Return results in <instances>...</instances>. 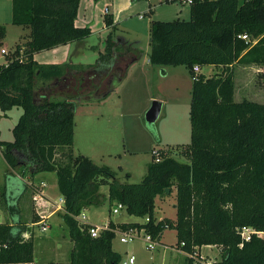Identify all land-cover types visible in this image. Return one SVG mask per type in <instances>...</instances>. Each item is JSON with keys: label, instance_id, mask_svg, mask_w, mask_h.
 Returning a JSON list of instances; mask_svg holds the SVG:
<instances>
[{"label": "trees", "instance_id": "trees-1", "mask_svg": "<svg viewBox=\"0 0 264 264\" xmlns=\"http://www.w3.org/2000/svg\"><path fill=\"white\" fill-rule=\"evenodd\" d=\"M78 4L11 0V21L28 26L29 33L0 63V108L21 107L14 138L1 142L8 168L0 184V208L9 215L0 222V262L37 264L31 235H21L28 222L19 200L27 188H36L24 178L45 170L56 173L61 216L73 241L67 261L49 264H120L121 254L112 247L115 230L142 227L157 239L164 228L174 227L176 245L187 253L202 245L221 246V258L211 264H264V235L252 233L242 240L239 232L243 225L264 230V102L235 100L233 68L235 62L264 65V0H192L188 19L151 20L148 61L183 64L192 76L190 142L187 161L156 149L160 160L153 153L137 182L119 179L113 168L74 154L71 147L74 98L108 95L112 77L123 78L138 57V51L116 35L111 16L105 15L108 31L94 62L41 63L34 58L36 51L91 33L89 26L75 24ZM4 33L0 23V45ZM195 64L221 69L206 75L195 72ZM101 184L108 185L109 210L121 202L128 213L148 220L109 219L107 228L91 235L92 223L76 216L104 202ZM173 187L175 218L156 219L155 197L171 193ZM38 218L32 216V221ZM186 258L188 264H202Z\"/></svg>", "mask_w": 264, "mask_h": 264}, {"label": "rangeland", "instance_id": "rangeland-1", "mask_svg": "<svg viewBox=\"0 0 264 264\" xmlns=\"http://www.w3.org/2000/svg\"><path fill=\"white\" fill-rule=\"evenodd\" d=\"M86 2L87 4H83V12L88 18L90 14H94L95 10L97 19L91 24L94 31L81 39H84L82 48L75 45L72 59L91 63L97 59L99 51L104 48V38L108 30L106 27H99L102 22L104 23L105 17H102L101 9L106 0H99L98 3L97 0ZM8 3V0H0V23L5 29L0 48L5 47L9 53L13 51L17 43L25 42L28 38L29 27L11 21ZM121 5L123 13L120 16L118 11L116 18H112L111 13L109 15L113 23L117 24L116 35L123 43L131 44L138 51V57L128 65L123 78L117 74L112 77L111 90L108 95L95 98L93 93H89V99L83 96L74 98L76 107L74 139L71 147L74 154L82 153L98 164L110 166L116 171L119 179L137 182L143 178L148 162L154 159L153 149L164 150L181 161L188 160L185 150L190 142L189 104L192 76L183 64H151L147 57L150 48L149 25L151 20L188 19L190 12L189 4L180 0H121ZM143 5L147 11L140 8ZM133 8L136 9L130 10ZM139 14L143 16L139 17ZM119 17L126 18L118 20ZM3 62H6V54L0 51V63ZM216 69L220 71L221 68L214 70ZM210 71L208 64L202 66L201 72L204 74L207 75ZM254 81L255 92L258 91L254 93L255 96L251 94L252 96L249 97L252 100L264 102V90H259L264 89V74H258ZM254 85L251 84L252 89ZM152 100H159L161 108L155 121L149 123L145 120L144 114ZM20 113L21 107L19 106H12L5 111L0 108V184L3 183L4 173L8 168L2 155L4 147L1 142L14 138L12 128ZM42 174H44L42 177L45 181L46 192L55 200L58 199L56 174ZM107 186L103 184L102 189L107 191ZM29 194H31L30 190L26 193V198H23L22 217L24 219L30 216L33 202ZM174 202V187L171 193L155 197V213L158 219L175 218ZM43 203L39 201V204L36 202L34 205L40 209L39 206H43ZM98 205L99 207L92 208L90 213L93 219L101 224L107 215V208L106 205ZM49 207L51 208L50 205ZM111 214L117 221H146L145 216L130 214L125 207ZM8 215L7 210L0 208L2 220L7 219ZM34 227L38 232L40 231L39 225ZM139 234L131 241L122 242L119 239V231L115 232L112 247L121 254V259L128 254H134V264H188L186 257L189 254L176 245L174 227L164 228L154 248L146 247L145 228H140ZM207 245L196 249L198 252L195 256L196 261L203 260L206 264L208 260L221 258V246ZM201 254L203 256H200Z\"/></svg>", "mask_w": 264, "mask_h": 264}, {"label": "crops", "instance_id": "crops-1", "mask_svg": "<svg viewBox=\"0 0 264 264\" xmlns=\"http://www.w3.org/2000/svg\"><path fill=\"white\" fill-rule=\"evenodd\" d=\"M86 1L79 0L77 14H76L74 21L76 25L89 26L91 29V33H92L94 31V28L91 27V24L92 22H96L97 17H96V12L94 10V14H90L87 18L86 14L83 12V9H84L83 4H87ZM98 1L99 0H97V3ZM8 2L10 6V16H11V0H8ZM117 6H118V9H117ZM105 7L108 8L107 12H105ZM140 8L145 9L146 7H144L143 5V6H140ZM135 9L136 8H133L130 10H135ZM117 11H118L119 16L123 13V7L121 5V0H106V3L103 4V7L101 9V15L102 17L103 16L105 17V15L111 13V15L113 16L112 18H116ZM144 11H147V9H145ZM139 17H142V16H139ZM123 18H126V17H119L118 20H121ZM105 27L108 30V27L104 19V23L102 22V25H100L99 28H105ZM83 41L84 39L83 40L81 39L73 40L67 43L58 44L51 48L36 51L34 53V58L36 61L41 62V63H62V62L83 63L81 61H77V60L75 61L72 59L75 45H77L78 47L81 46L82 48ZM78 47L75 49L76 52H77ZM202 66L203 65L200 66V69H199L200 72H201ZM208 66L211 69L210 73L218 72L217 69L216 70L214 69L220 67V66H214L213 64H208ZM233 68H234V98L235 100H241L243 98L250 99L249 96H252L251 94L257 93L258 91L256 90L255 92V85H254L255 81L254 80L258 74H264V65L254 64V63L246 64V63L235 62L233 64ZM238 78H239V81L237 82ZM251 84L254 85L252 86L253 89L251 88ZM259 90H264V89H259ZM259 102H263V101H259ZM42 173H52L53 175L55 171L41 170V171L34 173L32 176H28L24 178L29 183L35 185L36 188H35V191H33L32 189L30 190V188H27L23 196L20 198L19 203H20V208H21V215L23 216V206H22V203L24 201L23 198L24 199L26 198L27 196L26 193L30 190L31 194L29 195L31 196V199L33 201L31 204V208H30V216L27 219H24L23 217L22 218L26 222H28V226L25 230H30V235L34 242L33 261L37 264H43L45 262L49 264V262H52V261L65 262L69 259L70 249L72 247L73 241L70 239V237L67 234L68 229L61 216V212L63 211L62 200H61L62 195L59 192V197L58 199L55 200V198L51 197L46 192L44 188L45 181L42 177L44 174ZM102 188H103V184L100 185V191L105 195V200L100 205L101 206L106 205L107 215L104 217V221H102L101 224H106L109 219H111L114 222H122V220L120 221L114 220L113 217L111 216L112 215L111 209L109 210L108 208V200H107L108 186L106 188L107 191L103 190ZM34 196H36V200H34L33 198ZM39 201L44 202L43 206L41 205L42 207L39 206L41 210L38 209L36 205H34V203L36 204V202L39 204ZM49 205L51 206V208L49 207ZM97 207H99V205L97 206L90 205L87 208H84L85 210L83 213L85 215L86 222L92 223V224H98L97 221L93 219V216L90 213V210L92 208H97ZM32 216H37L39 218L37 221H32ZM154 216L156 217V219H158L155 211H154ZM2 221L4 220H2V218L0 217V222ZM43 223L46 225V228L44 229L41 228V225ZM33 225L34 226L39 225L40 231L38 232L37 229H35ZM204 246H208V245H202L201 247H197V249L198 248L201 249Z\"/></svg>", "mask_w": 264, "mask_h": 264}, {"label": "built area", "instance_id": "built-area-1", "mask_svg": "<svg viewBox=\"0 0 264 264\" xmlns=\"http://www.w3.org/2000/svg\"><path fill=\"white\" fill-rule=\"evenodd\" d=\"M166 1H168V0H166ZM180 1L186 2V3H188V4H190V3L192 2V0H180ZM107 11H108V8L105 7V12H107ZM139 16H143V15L140 14ZM240 36H241L242 38H244V39H249V35H247L246 33H242V34H240ZM255 41H256V38H254V39L252 40V42H255ZM0 51H1L2 53H7V52H8L7 49H6L5 47H1V48H0ZM193 69H194L195 72H198L199 69H200V66H199L198 64H195V65L193 66ZM152 151H153V153L155 154V160H157V161L160 160V156H159L158 152L156 151V149H153ZM33 198L36 200V196H34ZM61 200H62V203H63V199H61ZM124 207H125V205H124L123 203H121V202H116V203H114V205L112 206V208H111V212H118L120 208H124ZM76 218H77L79 221H81V222H86V221H85V215H84L83 211H81V212L76 216ZM145 219L148 220V216H145ZM107 227H108L107 223H106V224H91L88 230H89V232H90L91 235L96 236V235L100 232V230H102V229H104V228H107ZM41 228H43V229L46 228V225L43 223V224L41 225ZM117 230L119 231V234H120L119 239H120V241H122V242H128V241H131V240H133L136 236L140 235V234H139V229H137V228H129V229H127V230L116 229L115 232H116ZM239 232H240V235H241V237H242V240H248V239H250L252 233H255V234L259 235V236L264 235V230H258V229H255V228L252 227V226H249V225H243V226H241V227L239 228ZM29 234H30V230H24V231L21 232V235H22L24 238L28 237ZM144 240H145V243H146V247H148V248H154L155 245H156V243L158 242L157 238L153 237V236H152L149 232H147V231H146V235H145V237H144ZM241 244H242V242L240 243V245H241ZM196 249H197V248H196ZM197 253H198V252L195 250V251H193L192 253H188V254H189V256H192L194 262H201L202 264H203V263L205 264V261H203V260H198V261L195 260V256H196ZM197 255H198V254H197ZM200 256H203V254H201ZM134 262H135V256H134V254H128L125 258H122V259L120 260V264H134ZM211 262H212V261L208 260V261L206 262V264H211ZM0 264H3V263L0 262Z\"/></svg>", "mask_w": 264, "mask_h": 264}, {"label": "water", "instance_id": "water-1", "mask_svg": "<svg viewBox=\"0 0 264 264\" xmlns=\"http://www.w3.org/2000/svg\"><path fill=\"white\" fill-rule=\"evenodd\" d=\"M160 108L161 102L159 100H152L150 106L145 111V120L149 123L155 121V119L159 115ZM165 190L166 192H169V188L166 187Z\"/></svg>", "mask_w": 264, "mask_h": 264}]
</instances>
